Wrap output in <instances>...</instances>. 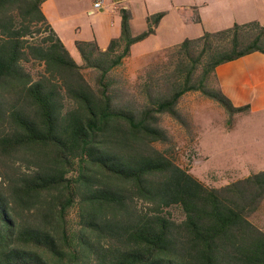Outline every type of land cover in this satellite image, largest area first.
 I'll return each mask as SVG.
<instances>
[{"label": "trees", "instance_id": "1", "mask_svg": "<svg viewBox=\"0 0 264 264\" xmlns=\"http://www.w3.org/2000/svg\"><path fill=\"white\" fill-rule=\"evenodd\" d=\"M46 0H0V264H264V171L211 187L181 167L169 118L200 93L229 119L217 66L264 54L258 22L155 54L131 83L130 48L165 12L106 49L76 41V63L41 10Z\"/></svg>", "mask_w": 264, "mask_h": 264}, {"label": "crops", "instance_id": "2", "mask_svg": "<svg viewBox=\"0 0 264 264\" xmlns=\"http://www.w3.org/2000/svg\"><path fill=\"white\" fill-rule=\"evenodd\" d=\"M59 1L46 0L41 10L69 54L76 49V41H95L99 48L106 49L112 39L120 36L121 10L131 15L133 35L146 29L148 16L165 12L155 33L130 48L128 59L136 66H144L152 54L185 39L198 38L204 32L215 33L251 22L264 27V0H82L86 2L84 7L67 2L66 9L59 6ZM97 1L102 2V7L91 15ZM69 12L79 13L80 17L70 18ZM136 48L141 53L133 57ZM215 76L222 94L234 107L249 106L246 113L237 114V129L256 120L264 126V54L254 52L223 63L216 67ZM240 137L236 149L250 148L252 154L242 167L245 175L241 178L264 171V138L247 142L243 134Z\"/></svg>", "mask_w": 264, "mask_h": 264}, {"label": "rangeland", "instance_id": "3", "mask_svg": "<svg viewBox=\"0 0 264 264\" xmlns=\"http://www.w3.org/2000/svg\"><path fill=\"white\" fill-rule=\"evenodd\" d=\"M67 2L84 7L85 1L61 0L59 6L66 9L69 7ZM67 16L80 17L79 13L70 14V12ZM82 18H84L83 15ZM140 51V48H136L133 57L138 56ZM155 54L147 59V64L144 66H136L135 61L128 58V61L125 60L124 68L131 83H134L136 76L154 60ZM70 55L76 63L81 64V58L76 49H73ZM178 112L187 123L186 126L169 118H164L162 123L173 136L177 163L202 183L211 187H221L241 179L245 175L242 167L246 160L251 159L252 154L250 148L242 150L236 149L235 146L239 145L241 134L247 142L264 138L262 122L259 124L258 120L250 121L245 127L237 129V114L229 119L224 109L215 101L195 92L187 93L182 97L178 104ZM250 221L264 230V206L250 217Z\"/></svg>", "mask_w": 264, "mask_h": 264}, {"label": "built area", "instance_id": "4", "mask_svg": "<svg viewBox=\"0 0 264 264\" xmlns=\"http://www.w3.org/2000/svg\"><path fill=\"white\" fill-rule=\"evenodd\" d=\"M102 7V2L101 1H97L94 3L93 5V10L90 12V14H94L95 12H97L99 9H101Z\"/></svg>", "mask_w": 264, "mask_h": 264}]
</instances>
